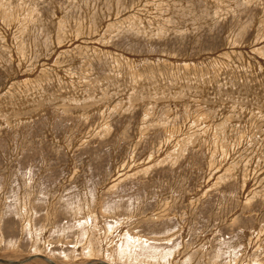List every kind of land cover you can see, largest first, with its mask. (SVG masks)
<instances>
[{"label": "rangeland", "instance_id": "rangeland-1", "mask_svg": "<svg viewBox=\"0 0 264 264\" xmlns=\"http://www.w3.org/2000/svg\"><path fill=\"white\" fill-rule=\"evenodd\" d=\"M33 254L264 264V0H0V258Z\"/></svg>", "mask_w": 264, "mask_h": 264}, {"label": "water", "instance_id": "water-1", "mask_svg": "<svg viewBox=\"0 0 264 264\" xmlns=\"http://www.w3.org/2000/svg\"><path fill=\"white\" fill-rule=\"evenodd\" d=\"M33 258H42L46 262H48L49 264H56L54 261H52L51 259H49L47 256H45L43 254H33V255L25 257L22 260H8V259L0 258V263H4V264H21V263L30 261ZM85 264H109V263L106 262V261L100 260V261H97V262L90 261V262H87Z\"/></svg>", "mask_w": 264, "mask_h": 264}]
</instances>
